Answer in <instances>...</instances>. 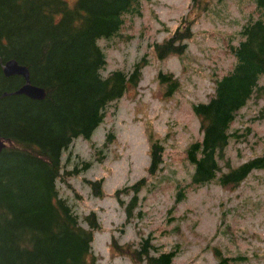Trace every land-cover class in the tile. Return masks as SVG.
Here are the masks:
<instances>
[{
  "label": "trees",
  "instance_id": "obj_1",
  "mask_svg": "<svg viewBox=\"0 0 264 264\" xmlns=\"http://www.w3.org/2000/svg\"><path fill=\"white\" fill-rule=\"evenodd\" d=\"M145 0H0V264H96L93 234L100 228L94 212L83 226L67 199L59 195L63 154L78 138L89 139L102 122L105 108L128 86L135 87L141 65L102 75L106 55L101 40L118 36L125 17L141 16ZM202 0H191L198 6ZM252 14L236 32L228 52L233 66L215 79L206 103L192 105L202 139L192 142L186 157L193 166L190 184L201 187L217 181L236 188L254 170L264 171V154L221 171L219 162L229 143L237 112L255 93L264 92V0H253ZM207 9L201 4L199 10ZM189 25L155 44L160 57L183 54L181 41L190 37ZM235 37V36H234ZM163 53V54H161ZM25 66L31 84L43 88L41 100L15 94L24 83L19 75L6 76L4 64ZM169 91L170 76L159 74ZM150 138V137H149ZM150 176L161 170L163 148L151 139ZM81 169L88 166L81 164ZM72 173L77 172L75 166ZM101 180L91 187L99 189ZM145 186L140 178L117 189L128 195L125 213L131 216ZM138 214V213H137ZM114 248L133 264H173L176 250L159 251L150 237L137 246ZM220 258V252H215ZM236 260L244 259L237 256ZM221 258L218 264H226Z\"/></svg>",
  "mask_w": 264,
  "mask_h": 264
},
{
  "label": "rangeland",
  "instance_id": "obj_2",
  "mask_svg": "<svg viewBox=\"0 0 264 264\" xmlns=\"http://www.w3.org/2000/svg\"><path fill=\"white\" fill-rule=\"evenodd\" d=\"M201 4L207 9L201 11ZM145 0L141 16L125 17L118 36L101 40L106 55L102 75L141 65L135 87L104 110L92 137L74 140L63 154L59 195L67 199L80 223L94 212L96 264H133L114 248L137 246L150 237L159 251L175 249L173 264H264V171H252L236 188L210 181L190 184L193 166L187 147L202 139L193 104L206 103L215 79L234 64L228 45L252 14L253 0ZM189 25L181 54L160 57L155 44L164 43ZM235 36V37H234ZM163 54V53H161ZM175 82L169 91L159 74ZM233 134L219 164L221 171L264 154V92L255 93L232 122ZM151 139L163 148L161 170L150 176ZM88 166L81 169V164ZM77 166V172L72 173ZM145 178L131 216L125 213L130 193L117 189ZM101 180L99 189L91 187ZM138 213V214H137ZM220 252V258L215 252ZM237 256L244 259L236 260Z\"/></svg>",
  "mask_w": 264,
  "mask_h": 264
},
{
  "label": "water",
  "instance_id": "obj_3",
  "mask_svg": "<svg viewBox=\"0 0 264 264\" xmlns=\"http://www.w3.org/2000/svg\"><path fill=\"white\" fill-rule=\"evenodd\" d=\"M3 72L6 76H22L25 83L15 91V94L25 95L31 99L41 100L45 96L43 88L33 85L29 81V73L25 66L18 64L15 60L7 61L3 66ZM5 143L0 141V151L4 148Z\"/></svg>",
  "mask_w": 264,
  "mask_h": 264
}]
</instances>
